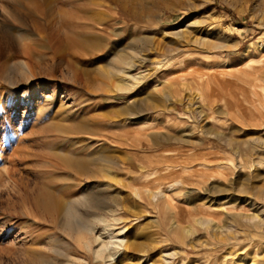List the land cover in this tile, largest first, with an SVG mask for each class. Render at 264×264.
I'll list each match as a JSON object with an SVG mask.
<instances>
[{"label": "rangeland", "instance_id": "1", "mask_svg": "<svg viewBox=\"0 0 264 264\" xmlns=\"http://www.w3.org/2000/svg\"><path fill=\"white\" fill-rule=\"evenodd\" d=\"M124 55L137 84L102 95ZM99 155L113 180L64 171ZM44 190L85 220L121 208L113 264H264V0H0V264H96Z\"/></svg>", "mask_w": 264, "mask_h": 264}, {"label": "bare ground", "instance_id": "2", "mask_svg": "<svg viewBox=\"0 0 264 264\" xmlns=\"http://www.w3.org/2000/svg\"><path fill=\"white\" fill-rule=\"evenodd\" d=\"M109 19H110V17H109ZM90 27H92V26H90ZM85 28H88V27H82L80 29L83 31ZM91 35L92 34H89V33L88 34L83 33V34H78V36L76 35L77 38H76V36L73 38L71 37V40L69 42H67L69 44L68 46H75V47L77 46V47L82 48L83 50L87 51V53L89 54V53L93 52V49H92L93 47L89 46V44L94 40V38H92ZM95 39H97V38H95ZM189 43H192V45L202 46L203 42H201V40L200 41L199 40H193L192 42H189ZM185 45H183V46H185ZM58 48H59V46H58ZM80 52L74 53V57L77 58L80 56H84V54H79ZM135 53H137V52L135 51ZM134 60H136V59H134ZM141 61H143V60H141ZM139 65L137 63H134V61L132 63L130 57L128 58V56L126 57L124 55V56L120 57L116 61V63L111 67V69H109L108 72L105 74L106 76L104 79L106 80L107 87L110 88V91H109V89L105 90V91H101V94L104 96H108V97H109L108 94L113 95L114 93H118V92L123 94V95L128 94L131 91V89L133 88V83H136L138 81L139 77L134 76L133 72L139 68ZM147 111H148L147 109H145L142 105H140V106L136 107V113H134V114H133L134 109L131 110L129 108H124L120 112H121V114L123 113L127 117H130V116L132 117L135 115L136 116L142 115L143 113H145ZM127 124L123 127H127ZM80 129L82 130V128H80ZM82 145H83L82 146L83 151H89L90 148L92 147L91 142H88V141L86 144L83 143ZM83 151H81V152H83ZM105 157L100 156V158H99V160L105 161L104 169L102 168V170H101V168L99 169V167L101 165L97 168L96 164H94L95 162L92 161L94 157L92 158V160L89 157L91 160L90 161L89 159L87 160L86 158H80L79 159V158L67 156V157H65V162H64L65 170L64 171L69 170V171L73 172L76 176H78L77 179H78L79 185H80V183H84L85 181H92L93 180V182H94V180L95 181L99 180L101 173L104 174L103 176L105 178L113 180L114 178L111 177L112 176L111 170H113L116 165L113 161H109V160H107V157L106 158ZM197 160H198V158H197ZM96 163H97V161H96ZM92 165L94 166V168H91L89 170V168ZM170 168H172V167H170ZM173 168H175V167H173ZM170 170H172V169H170ZM167 172H169V171H167ZM97 183H98V181H97ZM111 184H112L111 182H102V185H103L102 187L109 190V189L113 188ZM99 185H101V184H99ZM94 186H96V185H94ZM43 193L46 195V197H43L41 201H38V200L34 201V206L37 208L38 211L40 210V212L43 215H46L47 217H49V216L55 217V215H61V214L64 215L66 227H69L70 230H77L78 228H80L81 234H87V238H83L81 236V234L79 233V235L83 238L82 239L83 240L82 246L84 247V249H86L92 253V260L96 264L97 263L113 264V263L118 261V259L120 258L121 252L128 249L127 241H126V237H125L127 232H128V228L127 227H122L119 229L116 228L117 226L122 224L123 220H124V219L119 217V211L121 208H119V207L109 208L107 206L98 207V205L96 204L95 208L98 207L97 210H99V212H101V213L93 212L91 215L93 218L90 220H88V219L85 220V219H83L82 215H79L78 211L74 207H69V206L60 207L58 200L53 199L52 195H50L48 191L44 190ZM91 197H92V195H91ZM147 197L150 201L157 203L165 196L162 193L161 188H160V190H158V191H147ZM96 199L97 198L96 197L94 198V196H93L91 198V201H94ZM98 199L96 201H98ZM84 204L85 203H83V205ZM102 211L104 212L105 217L103 216ZM78 217L80 219H78ZM83 221L85 222V224H83ZM99 226H101L103 228V231H102L103 233L98 236V235H96V233H98L97 231H98ZM66 264H75V262L73 260L68 259Z\"/></svg>", "mask_w": 264, "mask_h": 264}]
</instances>
